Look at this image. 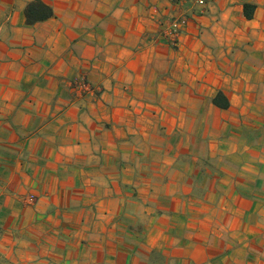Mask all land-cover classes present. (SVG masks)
Masks as SVG:
<instances>
[{
    "label": "crops",
    "instance_id": "0c3cea01",
    "mask_svg": "<svg viewBox=\"0 0 264 264\" xmlns=\"http://www.w3.org/2000/svg\"><path fill=\"white\" fill-rule=\"evenodd\" d=\"M33 1L0 0V264H264V0Z\"/></svg>",
    "mask_w": 264,
    "mask_h": 264
},
{
    "label": "built area",
    "instance_id": "2783aa9c",
    "mask_svg": "<svg viewBox=\"0 0 264 264\" xmlns=\"http://www.w3.org/2000/svg\"><path fill=\"white\" fill-rule=\"evenodd\" d=\"M197 3L199 5H205L206 0H197ZM190 17L188 13H181L173 16L166 22H162L160 31L161 36L172 44H176L178 36L186 31L190 22ZM74 87L79 95H84L93 91V86L87 79L76 82Z\"/></svg>",
    "mask_w": 264,
    "mask_h": 264
},
{
    "label": "trees",
    "instance_id": "16d2710c",
    "mask_svg": "<svg viewBox=\"0 0 264 264\" xmlns=\"http://www.w3.org/2000/svg\"><path fill=\"white\" fill-rule=\"evenodd\" d=\"M52 15V8L41 0L31 2L26 8V16L29 23H35ZM214 102L220 103L217 99Z\"/></svg>",
    "mask_w": 264,
    "mask_h": 264
}]
</instances>
